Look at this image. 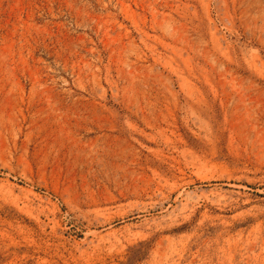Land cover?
Wrapping results in <instances>:
<instances>
[{
    "label": "rangeland",
    "instance_id": "rangeland-1",
    "mask_svg": "<svg viewBox=\"0 0 264 264\" xmlns=\"http://www.w3.org/2000/svg\"><path fill=\"white\" fill-rule=\"evenodd\" d=\"M0 264H264V0H0Z\"/></svg>",
    "mask_w": 264,
    "mask_h": 264
}]
</instances>
